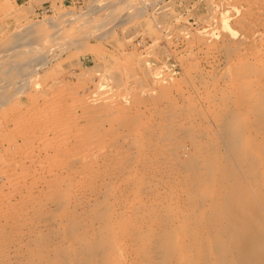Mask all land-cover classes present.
Listing matches in <instances>:
<instances>
[{
  "label": "rangeland",
  "instance_id": "rangeland-1",
  "mask_svg": "<svg viewBox=\"0 0 264 264\" xmlns=\"http://www.w3.org/2000/svg\"><path fill=\"white\" fill-rule=\"evenodd\" d=\"M224 1L84 0L65 6L53 4L41 15L28 16L10 0H0V89L6 90L7 99L13 97L12 101L19 104L34 91L32 97H37L56 89V85L57 88H75L86 84L90 93L96 91L97 97L103 96L101 93L120 97L126 106L132 108V111H125L129 110L130 115L135 107L138 110L148 107L144 110L146 113L136 116L139 119L133 117L134 114L132 117L126 115L127 119L131 117L141 122H137L138 125L134 122L135 131L142 132H138L139 135L136 132V141L145 138H142L144 143H135L137 149L131 158L121 157L119 180L104 185L107 190L103 189L104 186L89 185L88 191L93 193L91 201L81 207L82 200L73 198L75 201L72 200L71 204H75L72 206L75 212L71 209L64 215L66 219L69 216V220H64L62 228L61 225L51 226L44 231L46 237L41 247L45 249L42 253L45 255L34 256L32 261L36 264L39 257H48L46 263L40 258L42 263L44 260L43 264H49L53 257L59 258L56 264L59 260V264H153L148 254L154 251L166 252L170 264H185L178 254L180 249L190 264H262V232L255 227L248 235L236 232L242 224L262 220V188L253 186L250 181L252 177H260L259 167L229 159L224 155L223 147L219 148L223 153L219 154L223 156L220 155L218 159H221L217 161L222 162H213L217 168L210 163L217 170L216 174L226 176L233 172L235 175L232 179H224L219 174V178L217 175L209 177L207 170L200 166L207 160L197 161L192 155L196 149L211 152V144L225 137L214 134L215 130L208 121L212 116H222L220 110L233 104L230 101L234 98L230 81L236 78L239 60L237 54H227L229 52H225L224 44L220 42L222 30L219 26L223 28L228 21V15L221 11ZM98 58L102 63L95 60ZM17 92L20 94L16 95ZM228 94L231 95L229 100L226 99ZM14 95L18 97L15 99ZM217 102H224L226 106ZM6 106L5 102H0L2 134L9 130L1 126ZM178 124L182 126L178 127L182 134L176 130ZM164 130L167 137L170 136L167 140ZM171 130L177 131L179 139L175 135L172 137L175 132ZM205 132L210 138L214 135V138L216 135L220 138L208 139ZM160 138L170 146L180 141L177 144L185 145L187 154L175 153V146L168 155L154 156L151 158L153 162L147 164L151 155L142 148L146 141L150 144V140L153 146H159L163 143ZM224 139L220 140L222 145H225ZM220 143L218 141L222 147ZM134 155L140 161L145 160L147 166L138 160L133 161ZM142 156L146 158L142 159ZM160 160L169 165L167 162L162 165ZM132 161L131 169L129 162ZM124 165L129 167L122 168ZM228 182L235 183L249 194L252 202L243 203L238 197L239 191L232 190ZM92 188L94 192H91ZM95 190L102 195L96 194ZM109 221L113 223L112 230L107 229ZM144 230H148L149 235ZM141 233H146L145 237ZM79 237L86 241L83 248L75 244ZM146 238L149 239L145 241ZM65 239L69 242L75 240L73 248L64 244ZM6 240L11 241L10 238ZM251 240L257 242L256 248L260 251L253 259L246 257L243 250ZM146 242L151 243L150 247ZM238 242L241 247H235ZM219 251L223 253L219 254ZM25 260L6 264H30L31 259Z\"/></svg>",
  "mask_w": 264,
  "mask_h": 264
},
{
  "label": "bare ground",
  "instance_id": "bare-ground-1",
  "mask_svg": "<svg viewBox=\"0 0 264 264\" xmlns=\"http://www.w3.org/2000/svg\"><path fill=\"white\" fill-rule=\"evenodd\" d=\"M6 1L8 2V0ZM221 11L228 15V21L226 20L227 23L224 22L226 25L223 28L219 26L222 30L219 35V38L221 36L220 42L222 41L224 44V46H222L223 44L221 45L220 43V46L225 47V52H229L227 54H230V52L237 54L238 56L235 55V57H238V65L240 66V63H243L244 66H240V68H238L239 66L237 67L238 70H235L236 78L230 81L233 86L231 92L232 95L234 94V98H231V95L228 94L226 99H233V101L230 99L233 104L231 103V106H229V104V107H224L226 106V103H219H223V105L225 104L224 106L221 105L224 107L222 108V111L220 110L222 116L219 115V118L214 115L215 117L212 116V119L208 121L212 124L210 125L208 123L209 126H212L215 130V132L212 130L214 134L216 133L223 135V137L225 136V139L221 137L224 139L225 145L223 144V146L220 143V140L222 139L218 140V138H220L218 137L219 135H216L217 139L214 138L215 135L214 137L212 136L213 139L205 132L209 137L208 139L218 140L222 147L218 144V141L217 143L213 142L212 144L210 143L213 145L211 146L212 148H210L211 152H204L196 149L192 155L197 161L201 160L204 162L207 160L206 162H211L212 164L214 162L215 164L222 162L221 160L219 162L217 161L221 159H218L221 155L219 154L221 152L219 148L224 147L223 153H226L224 155H228L227 157H229V159L231 158L233 160L235 158L238 162L243 161L246 163H253V165L259 167L261 174L259 175L260 177H252L250 181L253 183V186H260L262 188V220L260 223L247 222L242 224L238 227L236 232L241 235H248L251 232L252 227L257 228L262 232L263 247L261 251L263 253L262 264H264V0H225ZM215 40L217 41V39ZM227 54L225 53V55ZM95 60L98 63H102L100 58ZM233 66L235 69V65ZM0 68H2V66ZM22 83L24 82L22 81ZM59 84L61 85L62 83H58V85ZM15 87H17V85L14 86V88ZM44 87L46 88V86ZM55 87L56 89L51 90L49 93L46 92L43 96L38 95L37 97H32L35 93L34 91L32 96L26 95L29 97L19 104L14 103V100L12 101L13 95L11 96V99H7L6 93H4L6 90H3L4 88L0 89V91L3 90V93H0V102H5L7 104L3 116L1 115L3 117L1 126L3 125V128H9L5 134L0 132V148L2 147V152L0 151V180L3 182L2 189L0 190V264L14 263L21 259H26L25 261L31 259L30 264L35 262L32 261V258L34 256H40V254L45 251V249L41 247L46 237L44 231L51 226L58 227L65 223L64 220L67 216L64 217V215L67 212L73 211L74 208H72V206L75 207V204L71 203H73L72 200L75 198H79V201L82 200V203L80 202V207L91 201L93 193L90 194V191H88V188L90 187L89 185L95 184L98 186H104L113 182V180L115 182V179L119 177L118 174H120L118 173V171L120 172L118 169L120 168L119 163L121 162L120 164H122L121 157H130V155L134 154V150L137 149L135 146V143L137 142L135 137L136 132L138 133L140 131H138V129L135 131L136 128H134V122L136 121V125H138L137 122L139 123V121H137V119L139 118L136 116L146 113L144 110L147 106L144 110H138L136 107H133L135 109L133 110L134 116L133 114L130 115L127 113L129 110L132 111V108L126 106L120 97L115 95L107 96L104 95V93H101L103 96L97 97V94L95 93L96 91L94 90V92L92 90L94 96L92 94L93 92L90 93L88 91V85L86 84H82L75 88H65L66 86L57 88V85L54 86V88ZM13 90L14 89L12 88V91ZM15 90L20 91V88H16ZM18 93L19 92H17L16 95H18ZM20 93L23 92L21 91ZM40 93L41 92H39V94ZM1 94H5V98L4 95L2 98ZM101 94L98 93V95ZM16 95H14V97ZM220 99H222V97ZM218 108H220V106H218ZM127 109L129 110L125 112ZM126 115H128L127 117H129V115L132 117L133 115V117L137 119L134 120L131 119V117L127 119ZM144 117H146L145 114ZM128 120L134 121L132 122ZM175 126L177 128L176 130H179L178 127H182L180 125ZM172 127L174 128V124ZM169 130L170 129H168V134L170 132ZM176 130L174 131L175 134H173L174 132L171 130L173 136L171 133L170 134L173 138L175 136L177 137ZM178 132H181L182 134V130H179ZM161 133L159 134L161 135ZM163 133L165 135L167 134L165 133V130ZM207 135H205V137ZM160 137L163 138L164 135L163 137ZM168 137L166 135V140ZM142 138L139 139L142 140ZM161 138L160 140L162 141ZM139 139L137 143H144V139L142 140L143 142ZM208 139L206 137L207 141ZM164 140L162 141L164 144L160 143L157 147L153 146L154 143L152 144L151 140L149 141L150 144L147 143L148 141L145 142L149 145L146 146L145 144L146 147L142 146L143 151L148 155H151L149 158L150 160L147 159V164L153 162L151 161V158H154V156L157 157V155H162L163 157L165 156L164 154L168 155L173 151L175 146L177 147V150L174 149L175 153L178 151L181 155L187 154L185 145L177 144L180 141H177L176 145L170 146L165 144ZM222 156L223 155H221V157ZM143 157L146 158L145 156H142V159ZM224 157L222 159H224ZM135 158H133V161L135 160L136 162L138 158L137 156ZM133 161L132 163L129 162V166L134 163ZM144 161L141 160V164L142 162L145 164ZM155 161L154 163H157V161ZM160 162L164 165L167 161L164 162L160 160ZM206 162L202 163L206 167L200 165V163L199 165L207 170L206 173L209 174V177H212L211 175H213V177L214 175H217L216 177H218L219 173L216 174L217 170H215L217 167L213 164L215 166L214 168L211 163L207 166L208 164ZM228 163L229 162H227V164ZM167 164L169 165L168 162ZM124 166L122 168L129 167L128 165ZM131 169H129V171ZM125 171L123 170V172ZM127 174L128 173L125 175L127 176ZM234 175L233 172H229L226 176H222L225 177L224 179H232ZM219 181L221 180L219 179ZM228 185L232 190L239 191L238 197L243 203L249 204L252 202L250 199L251 196L244 192V190H240L235 183L228 182ZM94 188L98 187L95 186ZM103 189L107 190L106 187ZM93 190L94 189L92 188L91 192H94ZM95 193L98 194L97 191ZM99 194L102 195V193ZM94 196L95 195H93V197ZM76 206L79 208V205ZM165 217H168V215H165ZM66 220H69V216ZM95 221L98 222V224L100 223L97 220ZM108 223L109 226L107 229L110 228V230H112L113 223L110 221ZM95 224L98 226L97 223ZM62 226L63 225H61V228ZM93 226L94 225L92 224L91 227L94 228L95 226ZM147 228L148 230L150 229L149 226ZM145 230L144 232L147 233L148 230ZM107 232L110 231H106V233ZM150 232H152V230ZM146 233L141 234L144 236ZM6 238H10L11 241L9 242ZM79 238L80 240L78 239L76 242L75 240L77 238H74L75 240L72 241L75 242L78 248H83L86 241L84 242L82 241L83 239L81 240V237ZM82 238H84V236ZM149 238H146L145 241ZM59 239H63V237H59ZM175 239L177 240L178 237H175ZM62 241L63 240H61V242ZM59 242L57 241V243ZM74 242H69L65 239L64 244L67 247H70ZM181 242L182 241L178 242V244ZM150 244H148L149 246L147 247H150ZM241 245L242 244L238 242L235 247H241ZM256 245L257 242L251 240L248 247L245 248L243 246L246 257L253 259L259 254L260 251L256 248ZM148 249L149 248H147V250ZM218 253L222 254L223 251H219ZM178 254L182 263L190 264L186 262L184 254L181 253V249ZM148 255L153 264L171 263L170 256L166 252L154 251ZM40 258L42 257H39L38 259L40 260ZM45 258L48 259V257ZM45 258L43 257L42 259L45 260ZM57 259L59 258L53 257V259L49 260V264H56ZM39 260H37V264L38 262L39 264L42 263V261L40 260V262ZM46 261L47 260H45V263Z\"/></svg>",
  "mask_w": 264,
  "mask_h": 264
},
{
  "label": "crops",
  "instance_id": "crops-1",
  "mask_svg": "<svg viewBox=\"0 0 264 264\" xmlns=\"http://www.w3.org/2000/svg\"><path fill=\"white\" fill-rule=\"evenodd\" d=\"M84 0H10L15 7L22 8L23 13L28 16L41 15L45 11H49L52 5L60 6L63 4H74Z\"/></svg>",
  "mask_w": 264,
  "mask_h": 264
}]
</instances>
